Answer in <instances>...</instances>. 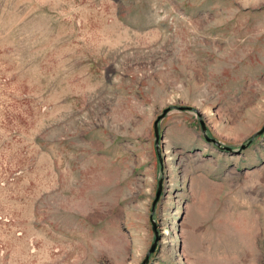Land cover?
Here are the masks:
<instances>
[{
    "label": "rangeland",
    "instance_id": "1",
    "mask_svg": "<svg viewBox=\"0 0 264 264\" xmlns=\"http://www.w3.org/2000/svg\"><path fill=\"white\" fill-rule=\"evenodd\" d=\"M0 264H264V0H0Z\"/></svg>",
    "mask_w": 264,
    "mask_h": 264
},
{
    "label": "water",
    "instance_id": "2",
    "mask_svg": "<svg viewBox=\"0 0 264 264\" xmlns=\"http://www.w3.org/2000/svg\"><path fill=\"white\" fill-rule=\"evenodd\" d=\"M181 109H184V107H182ZM167 110L168 109H166L165 112H167ZM160 117L155 122V133H156V137H157L156 145H157V151H158L159 156H161V149H160V145H159V142H160L159 119H160ZM201 122H202V131H203V135H204L205 139L208 140V141H213V142H215L216 144L219 145V142L216 139H213L210 136H208V134H207V126L205 125V123L203 121H201ZM161 192H162V181L159 182L156 199H155V201L153 203V210H155V205H156V203H157V201H158V199L160 197ZM155 247H156V242L153 244V246L151 248V251H153Z\"/></svg>",
    "mask_w": 264,
    "mask_h": 264
}]
</instances>
